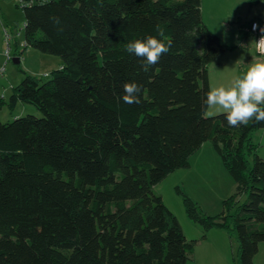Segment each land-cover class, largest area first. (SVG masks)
<instances>
[{
	"label": "trees",
	"instance_id": "16d2710c",
	"mask_svg": "<svg viewBox=\"0 0 264 264\" xmlns=\"http://www.w3.org/2000/svg\"><path fill=\"white\" fill-rule=\"evenodd\" d=\"M20 4L24 48L61 66L44 82L25 74L8 103L0 97V109L21 101L41 113L0 122V264H186L198 240L153 186L189 167L206 141L245 200L215 221L182 195L185 215L201 240L210 229L231 232L236 264H253L264 242V159L250 166L244 149L264 122L230 127L224 112L204 115L207 66L229 47L204 24L201 0ZM157 25L172 46L144 72L125 46L160 39ZM126 82L141 86L140 103L121 99Z\"/></svg>",
	"mask_w": 264,
	"mask_h": 264
},
{
	"label": "rangeland",
	"instance_id": "374dc122",
	"mask_svg": "<svg viewBox=\"0 0 264 264\" xmlns=\"http://www.w3.org/2000/svg\"><path fill=\"white\" fill-rule=\"evenodd\" d=\"M205 1V8H210V1ZM221 11L218 15L228 18L230 21L227 27L221 30L222 23L215 21L214 26L219 32L229 36L232 40L235 35V29L239 26H246L249 21L259 18L264 20V0H222ZM206 14V13H205ZM0 27L6 32L10 39L8 46L4 40L3 60L0 68L11 71L14 74L15 84L20 82L21 76L25 74L37 77L41 82L48 79L51 70L60 66L61 60L58 56L44 54L33 48H24L23 27L24 15L22 12L20 0H0ZM232 35V36H231ZM8 50L7 59L5 51ZM19 57V63H13V58ZM42 57V58H41ZM26 58V60H24ZM40 58L42 63H40ZM3 73V72H2ZM1 75V74H0ZM8 103V100L6 101ZM31 110L23 115H32L37 118L41 113L31 104H25ZM20 106L5 104L0 109V122H9L14 118L12 114L17 113ZM214 116L223 113L222 109H210ZM33 112V113H32ZM18 118V117H17ZM188 158L189 167L179 168L169 173L159 183L153 186L155 194L160 195L164 205L174 214L178 222L180 221L185 237L198 240L202 236V228L191 221V225L202 231L201 235L193 232L185 223V210L183 206L182 195L195 202L202 215L215 221L223 215L233 212L234 204H241L245 200L244 194H238V184L229 170L228 163L213 146L211 141L204 142ZM220 148H222L220 146ZM244 156L248 164H253L255 156L264 159V129L253 131L249 138V146L244 149ZM228 205L225 207V205ZM214 236L207 242L196 243L193 255L190 256L186 264H208L205 250L209 243L214 241L213 260L215 264H236L238 243L235 236L228 230H212ZM207 237V232H205ZM215 240H214V239ZM204 240V239H203ZM253 264H264V242L258 244V251L253 256Z\"/></svg>",
	"mask_w": 264,
	"mask_h": 264
},
{
	"label": "clouds",
	"instance_id": "9594fccd",
	"mask_svg": "<svg viewBox=\"0 0 264 264\" xmlns=\"http://www.w3.org/2000/svg\"><path fill=\"white\" fill-rule=\"evenodd\" d=\"M258 26L253 24V29ZM157 36L148 35L144 39L128 42L125 50L141 59V68L148 72L150 66L156 65L161 56L167 54L172 46V39L165 37L160 25L156 26ZM260 31L264 33V28ZM264 46V36L258 41V47ZM123 102L128 104L140 103L141 86L136 82H126L123 85ZM206 114L211 115L210 109H222L230 127L247 126L250 122H264V60L253 62L246 73L235 77L229 86L223 85L211 88L203 101Z\"/></svg>",
	"mask_w": 264,
	"mask_h": 264
},
{
	"label": "crops",
	"instance_id": "0c3cea01",
	"mask_svg": "<svg viewBox=\"0 0 264 264\" xmlns=\"http://www.w3.org/2000/svg\"><path fill=\"white\" fill-rule=\"evenodd\" d=\"M209 1H210V5H209L210 8L206 9L205 1L201 0L200 9H201L202 20L204 24L207 26V28L219 37L222 44L225 45L226 47H229L225 52L219 55L212 63H210L207 66V79L210 90L211 88L219 87L221 85L225 87L229 86L235 77L237 76L242 77L253 62L257 60H264V56L260 58L257 57L254 46V41H255L254 37L250 34L244 35L243 33L244 26H239L235 29V35H233L232 40H230L229 36L223 34L224 32H219L218 30H216L214 26L215 21H218L217 24L219 22L222 23V26H220L222 30L224 27H227V23L230 20L226 17H222L221 14L220 16L218 15V12L221 11L222 0H209ZM3 43H4V30L0 27V63L2 62L4 56ZM41 58H40V63H42ZM24 60H26V58ZM22 78L23 77L21 76V78L19 79L22 80ZM15 83L16 82L14 80L13 72H11L10 70L9 71L3 70V73H1L0 75V97L5 102L9 100L13 88L17 85ZM25 104L27 103L17 101L15 105L20 106V109L17 111V113L15 112V114H12L13 118L19 117L23 115V113H27V111L31 110ZM187 220L189 219L185 217V221H183L182 223H185L188 226V228L193 230V232L195 231V233H198L197 234L198 236L201 235L202 231H198V229H196L195 227H193V225H191V223H189L191 221H187ZM179 223L183 230V226L180 221ZM212 230L215 229L208 230L207 237H205L204 240H201L199 238L197 244H199L200 242H207V240L209 239L211 240V238L214 236V233H212L214 231ZM209 244L211 246L208 245V248H206L205 250L204 256L206 257L208 264H215V261L213 260V256H214L213 250L215 248L214 241H212V244L211 243Z\"/></svg>",
	"mask_w": 264,
	"mask_h": 264
},
{
	"label": "built area",
	"instance_id": "2783aa9c",
	"mask_svg": "<svg viewBox=\"0 0 264 264\" xmlns=\"http://www.w3.org/2000/svg\"><path fill=\"white\" fill-rule=\"evenodd\" d=\"M253 24H256L258 27L256 29H253ZM261 28H264V20H254L251 23H248L246 26L243 27V32L248 33L254 37V46H255V51L257 57H263L264 56V46L258 47V41L262 36H264V33L260 31ZM9 35L4 32V40L6 42V45L8 46L9 44ZM5 55L7 59L9 58V53L8 50L5 51ZM3 72V67L0 68V74Z\"/></svg>",
	"mask_w": 264,
	"mask_h": 264
},
{
	"label": "water",
	"instance_id": "95a60500",
	"mask_svg": "<svg viewBox=\"0 0 264 264\" xmlns=\"http://www.w3.org/2000/svg\"><path fill=\"white\" fill-rule=\"evenodd\" d=\"M12 60H13V63H16V64L19 63V59L17 57L13 58Z\"/></svg>",
	"mask_w": 264,
	"mask_h": 264
}]
</instances>
